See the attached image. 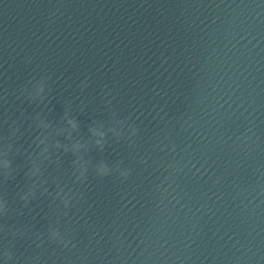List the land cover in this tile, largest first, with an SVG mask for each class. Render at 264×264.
I'll return each instance as SVG.
<instances>
[{"label":"water","instance_id":"obj_1","mask_svg":"<svg viewBox=\"0 0 264 264\" xmlns=\"http://www.w3.org/2000/svg\"><path fill=\"white\" fill-rule=\"evenodd\" d=\"M34 70L53 77L47 110L13 95ZM105 89L119 117L139 128L137 146L109 136L106 151L89 158L122 160L132 175L123 182L90 172L85 201L71 213L79 247L37 250L17 239L20 264L37 252L48 264H83L82 256L86 264H264V0H0V97L8 92L0 138L21 111L59 126L68 101L86 137L92 120L110 121ZM30 123L17 145L25 151L38 134ZM61 155L59 172L46 173L50 190L56 175L73 186V158ZM173 162L180 171H164ZM13 166L23 168L15 180L0 175L9 222L44 232L57 219L51 198L38 193L34 211L23 208L17 192L29 164L20 156Z\"/></svg>","mask_w":264,"mask_h":264},{"label":"clouds","instance_id":"obj_2","mask_svg":"<svg viewBox=\"0 0 264 264\" xmlns=\"http://www.w3.org/2000/svg\"><path fill=\"white\" fill-rule=\"evenodd\" d=\"M24 63L31 66L33 58L31 56L25 57ZM34 72L35 74L28 85L18 88L13 95L16 96L18 101H25L37 107L42 105L47 110L50 108L53 96V88L51 87L53 77L51 75L40 76L37 70H34ZM89 81L90 77L80 83L79 88L82 93L90 87ZM102 95L106 106L110 109V121L106 124L103 121L92 120L86 137L81 133L79 120L73 115V101L66 102L59 126L43 118L42 112L29 115L26 111H21L19 119L11 120L10 124L8 120L4 121L8 127V134L0 138V175L3 176L6 184L8 181L15 180L16 176L23 171V168L13 166L14 158L20 156L26 158L29 164L25 173L28 182L17 192L20 203L23 208L30 209L32 202L38 198V193L41 197L49 196L52 201L53 215L57 219L54 223L50 222L48 224L46 231L30 233L26 227L22 228L9 222L14 209L6 196H0V237L7 241L3 247H0V259L3 260V264H20L13 250L14 242L17 239H29L31 245L37 250L43 249L46 242L64 251L70 252L77 249L79 245L73 236L74 229L70 227L73 223L71 213L74 208L85 201V193L82 188L89 184L90 172L98 178L118 175L123 182H126L132 175L130 167H122V160L109 165L105 160L94 162L89 158L93 149L101 153L106 151L109 146V136L113 137L117 143L126 140L129 148L134 149L137 146L136 137L139 134V128L136 123L132 121L131 117L125 119L119 117V113L112 106L113 101L116 99L112 91L105 89ZM109 97L111 98L109 99ZM0 101L5 105L8 103L7 90H5L3 97H0ZM80 107L82 112L86 109L87 106L84 100L80 101ZM26 121H32L28 124V132L32 133L35 129V132L38 133L35 134L32 140L31 151H25L22 146H17L22 139L21 130L24 128ZM248 131L251 132L252 130L248 129ZM61 137H63L64 142L61 141ZM242 139L247 143L251 140V137L246 136ZM156 147L162 150L166 148L162 143L157 144ZM172 151H175L174 146ZM61 153H63V156L71 154L73 158L70 173L73 186L64 183L62 177L56 175L53 178L54 190H50L46 173L53 165L56 166L59 172L62 162ZM141 163L147 164V160L142 159ZM162 167H164V171L171 169H175L177 172L180 171L176 168L174 162ZM74 185L82 187L78 190ZM160 187H163V185ZM30 211H34V209H30ZM20 214L23 215V213ZM62 219L67 220L69 225L64 230H62ZM76 223L78 224L79 220H76ZM96 235H99V233ZM113 235L115 236V233ZM94 242L95 236H90L89 245L91 246ZM81 261L86 264L87 258L82 256ZM24 264H48V262L37 252V254L27 257Z\"/></svg>","mask_w":264,"mask_h":264}]
</instances>
